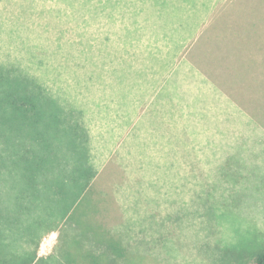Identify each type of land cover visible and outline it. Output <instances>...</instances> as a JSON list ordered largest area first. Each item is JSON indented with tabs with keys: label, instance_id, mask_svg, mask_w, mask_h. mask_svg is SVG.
<instances>
[{
	"label": "rangeland",
	"instance_id": "rangeland-1",
	"mask_svg": "<svg viewBox=\"0 0 264 264\" xmlns=\"http://www.w3.org/2000/svg\"><path fill=\"white\" fill-rule=\"evenodd\" d=\"M0 65L54 99L88 149L87 162L69 152L62 125V178L84 188L50 186L53 198L40 186L35 197L0 137V210L19 214L24 196L27 218L48 226L38 249L30 236L18 242L17 258L31 248L32 264H109L107 243L122 241L116 264H254L264 0H0Z\"/></svg>",
	"mask_w": 264,
	"mask_h": 264
},
{
	"label": "trees",
	"instance_id": "trees-1",
	"mask_svg": "<svg viewBox=\"0 0 264 264\" xmlns=\"http://www.w3.org/2000/svg\"><path fill=\"white\" fill-rule=\"evenodd\" d=\"M42 92L40 86L31 82L25 73L13 67L0 65V137H4L8 141L7 145L10 146L11 144L13 147V150H11L12 148L6 146L5 150L7 151L3 155L12 159V164L17 166L16 169L13 167L14 170L21 171V178L28 179L27 183L29 185H27L29 188H26V191L36 189L37 192L40 186H44L46 195L53 197L52 195L55 194L52 189L51 192H48V187L62 188L63 184L66 185L65 189L67 190L79 188L81 191L84 187L78 179L67 180L66 177L62 178V125L65 128H72H66V131L72 135L75 145V149H73L71 142L69 143V152L75 153L87 162L88 149L86 135H84L85 131L75 121L73 123L72 120L70 122L64 120L63 111L59 108L57 102L45 96ZM12 129H20L23 134L29 133L31 135L28 137L29 143L36 140L37 142H34L37 147L33 146L34 144L26 147V145L19 146L14 143L11 140L13 139ZM10 131L12 137L9 140ZM47 136L51 138L49 141L46 139ZM83 165L79 169V173H81L80 176L87 179L90 175L85 167L87 163ZM79 193H76L75 197ZM31 195L34 196L32 193ZM68 195L70 194L66 193L62 199H65L64 197ZM35 197H40V194L38 193V196ZM21 198H24V196L20 197V202L17 204L21 206L19 214H11L7 208L8 206L0 210V254H3L2 257L0 255V264H32L37 258V254L31 252V248H29L30 251L25 253L26 255L20 256H23L22 259L15 256L20 247L18 242L30 236L33 241L32 244L38 249L37 239L40 229L48 227L42 222L36 223L30 220L31 217L27 218L30 213H34V210H31L25 202L22 204ZM54 201L56 202V199H53ZM2 224L5 225V228ZM120 242L107 243L109 264H116L117 258L124 257L122 251L126 252V249L123 242ZM28 244L32 245L30 242ZM28 244L27 247H29ZM93 263L98 264L96 260L91 262V264ZM40 264H57V262L51 257L45 260L42 259ZM254 264H264V250L255 255Z\"/></svg>",
	"mask_w": 264,
	"mask_h": 264
}]
</instances>
